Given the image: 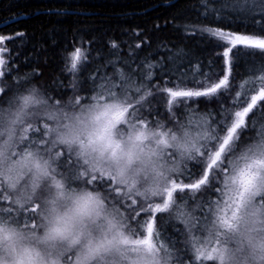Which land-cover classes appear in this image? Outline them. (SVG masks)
<instances>
[{"label": "snow or ice", "instance_id": "1", "mask_svg": "<svg viewBox=\"0 0 264 264\" xmlns=\"http://www.w3.org/2000/svg\"><path fill=\"white\" fill-rule=\"evenodd\" d=\"M199 4L208 23L184 27L205 61L158 42L171 55L149 54L138 73L116 55L80 79L88 61L77 47L68 88L59 78L0 86V264H264V0ZM233 15L243 29L224 23ZM241 62L258 89L237 82ZM196 113L205 118L194 126ZM181 205L185 261L161 241Z\"/></svg>", "mask_w": 264, "mask_h": 264}, {"label": "trees", "instance_id": "2", "mask_svg": "<svg viewBox=\"0 0 264 264\" xmlns=\"http://www.w3.org/2000/svg\"><path fill=\"white\" fill-rule=\"evenodd\" d=\"M207 23L199 0H0V35L12 37L0 45L7 49L3 55L11 69L8 76L0 78V86L31 79L28 87L50 88L53 81L59 78L68 88L73 75H65L64 68L70 53L77 47L87 54L88 61L78 65L81 68L77 73L80 79L88 73L95 74L106 59L115 60L116 55L122 61H131V69L138 73L141 71V60L149 54L153 63L171 55L165 50H158V42H163L173 51L178 47L186 52L191 50L189 58L195 65L197 60L205 61L209 51L199 34H186L184 26L199 28ZM224 23L232 25L233 30L245 27L244 21L236 20L234 15ZM157 24L160 25L159 29L155 27ZM247 27L251 30L252 25ZM136 32L141 34L137 37ZM18 33L24 35L21 37ZM110 42L119 46L118 51L111 48ZM137 44L141 45L138 49ZM113 52L116 54L112 55ZM185 64L187 70V62ZM117 67L124 68L125 65L120 62ZM34 70L40 75L32 77ZM102 71L111 74L113 67L108 65ZM151 71L154 74L152 82H159L158 68ZM234 74L237 82L248 80L249 88L253 83L257 89L260 87L259 82H253L245 72L243 62L234 69ZM71 94V91L66 92L65 98ZM196 115L199 113L187 117L194 126L205 118L202 116L197 120L194 118ZM145 118L153 117L145 115ZM158 119L166 122L163 109ZM261 126L264 127V122H261ZM255 134L251 131L247 133L249 136ZM157 215L167 219V214ZM175 217L161 229V241L173 248L177 261H185L186 254L192 253L185 245L181 232L184 228L181 222L184 220L182 205L176 210Z\"/></svg>", "mask_w": 264, "mask_h": 264}, {"label": "rangeland", "instance_id": "3", "mask_svg": "<svg viewBox=\"0 0 264 264\" xmlns=\"http://www.w3.org/2000/svg\"><path fill=\"white\" fill-rule=\"evenodd\" d=\"M204 106V105H203ZM185 182H187V181H185Z\"/></svg>", "mask_w": 264, "mask_h": 264}]
</instances>
